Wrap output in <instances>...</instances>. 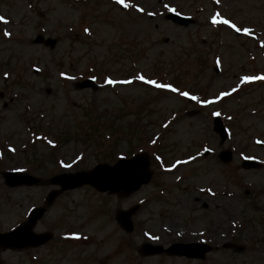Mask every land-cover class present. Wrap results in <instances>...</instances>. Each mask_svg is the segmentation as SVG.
<instances>
[{"label":"rangeland","instance_id":"rangeland-1","mask_svg":"<svg viewBox=\"0 0 264 264\" xmlns=\"http://www.w3.org/2000/svg\"><path fill=\"white\" fill-rule=\"evenodd\" d=\"M125 3L120 10L116 0H0L7 21L0 23V77L8 72L14 82L0 100V174L21 170L44 182L8 189L0 177V231L43 205L57 189L45 184L53 176L146 152L153 176L137 192L123 197L84 186L55 199L37 229L61 238L67 232L60 220L84 223V231L80 225L73 232L94 240L81 249L53 239L45 264H264V79L245 80L264 77V0ZM168 12L195 23L175 26L163 20ZM217 14L235 28L214 25ZM248 27L254 37L244 32ZM87 77L96 91L74 88ZM86 106L119 133L85 138L87 130L77 132L74 117ZM215 116L228 131L222 145L212 131ZM223 150L231 152L229 162L220 161ZM248 158L263 168H242ZM135 205V229L126 233L116 215ZM199 230L217 247L203 262L140 254L156 235L158 244H168ZM226 242L232 247L222 249ZM28 253L0 251V264H29Z\"/></svg>","mask_w":264,"mask_h":264},{"label":"water","instance_id":"water-1","mask_svg":"<svg viewBox=\"0 0 264 264\" xmlns=\"http://www.w3.org/2000/svg\"><path fill=\"white\" fill-rule=\"evenodd\" d=\"M167 20H171L174 23L186 26L190 19L180 18L176 15L166 16ZM92 87L96 89L91 81H84L77 84L78 89H84ZM216 131L221 133L223 138V130L216 128ZM5 183L9 187L13 186H32L37 183V180L28 174L19 172L6 173L3 176ZM151 178V172L148 169V160L146 155H137L132 159H120L113 166L106 164H99L89 172H78L75 174H60L50 179L49 184L57 185L60 187V191L53 192L49 195L50 201L56 197L59 193L81 187L82 185L88 184L94 187L100 192L117 193L123 192L125 194L136 191L141 185L147 184ZM43 209H36L33 211L31 217L25 225H21L16 228L13 232L8 234L0 235V248H23L28 245H32L34 242L45 241L49 238L47 235L33 236L31 234V228L39 216L43 214ZM131 215L130 212H120L117 214L119 223L130 230V224L128 218ZM189 246L179 248L176 252L178 254H186L193 256L194 254L188 249ZM153 248L149 245L142 247L143 255H150L153 253ZM207 251V249L205 250ZM202 255V253L197 254Z\"/></svg>","mask_w":264,"mask_h":264},{"label":"flooded vegetation","instance_id":"flooded-vegetation-1","mask_svg":"<svg viewBox=\"0 0 264 264\" xmlns=\"http://www.w3.org/2000/svg\"><path fill=\"white\" fill-rule=\"evenodd\" d=\"M0 81H1L0 88L3 89V90L0 91V99H2L4 97V90L7 92V88L5 87L4 81L3 80H0ZM6 84L8 85V82H6ZM59 226H61L63 229H65V231L67 232V234L69 236H68V238H65L67 234L64 233V234H62L63 235V238H59V234H57L58 242L55 243L56 246H60V247L61 246H65L67 248H70V246H77V247H79L81 249H82V247L83 248L89 247L88 244H86L85 242H81V244H79L78 242L71 241L72 239H71L70 234L73 232V230H78V228L73 229V227L70 224H68V222L66 220H60ZM82 227L84 228V226H82ZM36 231H38V230L36 229ZM42 231H44V230H42ZM42 231H40V232H42ZM194 240L200 241V239H196V237H195ZM171 243H173V242L171 241ZM171 243H169V244H171ZM50 244L51 243L48 242L44 246H41V247H37V248H26V249H24L25 251L29 252L28 255H27L28 263L29 264L30 263L31 264H45L46 263L45 255L46 256H48V255L50 256L51 255L50 250H49V253H47V251H46L47 250L46 249V246L47 245H50ZM9 251H11V250H9ZM13 252H16V251H13ZM80 252H78V254H80ZM84 253L85 252H82L81 255H83ZM35 258H36V260H34ZM179 259L180 260L181 259L188 260V259H185V258H179ZM103 264H105V263H103Z\"/></svg>","mask_w":264,"mask_h":264},{"label":"trees","instance_id":"trees-1","mask_svg":"<svg viewBox=\"0 0 264 264\" xmlns=\"http://www.w3.org/2000/svg\"><path fill=\"white\" fill-rule=\"evenodd\" d=\"M83 109H84V111H81L82 115H80L76 118V125L73 128H76L78 130L77 132H81V133H82V131H80L79 129H83L85 131L87 130L86 133H84V134L82 133L85 136V138H89L91 136H96V137L100 138V133L105 132V131H107V132H109V131L118 132L117 128H114L111 125L108 126L107 124H103L100 116L93 115V112L95 110L92 106H86ZM88 111H92L91 117L89 116L90 112H88ZM82 119L88 121L87 125L80 123V121ZM89 121H91L92 123ZM67 130H69V132H71V127H68Z\"/></svg>","mask_w":264,"mask_h":264},{"label":"snow or ice","instance_id":"snow-or-ice-1","mask_svg":"<svg viewBox=\"0 0 264 264\" xmlns=\"http://www.w3.org/2000/svg\"><path fill=\"white\" fill-rule=\"evenodd\" d=\"M116 2L118 4H122L124 7L128 6L125 3V0H116ZM217 2H218V0H217ZM165 7H167V5ZM138 10H141V9H138ZM0 22L7 23V21L5 20L4 17H0ZM212 23L214 25L217 24V23H222V24L227 25L229 27L235 28V25L231 24L230 21H228L227 19H220L219 14H217L216 16H214L212 18ZM236 30L239 31V29H236ZM85 31H87V29H85ZM249 31H250L249 29H244L245 33H248ZM5 35H9V33L6 32ZM136 78L141 80L143 83L150 84V85H152L153 87H156V88H164V89H168V90L173 91V92L177 91V89L173 88L171 85L159 84L156 81L147 80L143 76H138ZM249 79H264V77H253V78L246 77L245 78V80H249ZM108 83L111 84V83H114V81L109 80ZM124 83H131V81H124ZM180 95L185 96V97H189V94L186 93V92H181ZM222 95H224V94H222ZM189 98L193 99V100H197V102H199L198 99L196 97H194V96L189 97ZM214 115H218V113H214Z\"/></svg>","mask_w":264,"mask_h":264}]
</instances>
